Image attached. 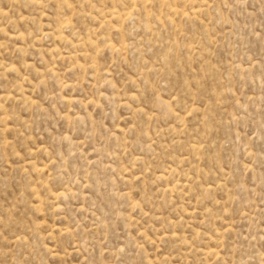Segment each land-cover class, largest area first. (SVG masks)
<instances>
[{"label":"rangeland","instance_id":"374dc122","mask_svg":"<svg viewBox=\"0 0 264 264\" xmlns=\"http://www.w3.org/2000/svg\"><path fill=\"white\" fill-rule=\"evenodd\" d=\"M0 264H264V0H0Z\"/></svg>","mask_w":264,"mask_h":264},{"label":"bare ground","instance_id":"6f19581e","mask_svg":"<svg viewBox=\"0 0 264 264\" xmlns=\"http://www.w3.org/2000/svg\"><path fill=\"white\" fill-rule=\"evenodd\" d=\"M20 36H21V35H20ZM12 37H13V36H12ZM12 37H11V38H12ZM17 37H18V36H17ZM14 38H16V37H14ZM23 38H24V37H23ZM21 39H22V38H21Z\"/></svg>","mask_w":264,"mask_h":264}]
</instances>
